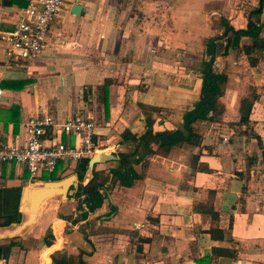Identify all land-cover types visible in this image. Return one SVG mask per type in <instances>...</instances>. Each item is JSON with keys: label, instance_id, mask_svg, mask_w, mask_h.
I'll use <instances>...</instances> for the list:
<instances>
[{"label": "crops", "instance_id": "crops-1", "mask_svg": "<svg viewBox=\"0 0 264 264\" xmlns=\"http://www.w3.org/2000/svg\"><path fill=\"white\" fill-rule=\"evenodd\" d=\"M259 1L63 0L47 46L27 67L7 63L0 44L1 145L24 144L31 117L48 114L61 123L87 111L100 154L116 157L94 168L107 178L100 208L86 213L74 198L77 189L66 199L51 197L32 225L0 239L2 247L13 244L3 264H53L45 263L44 238L49 229L55 238L58 227L63 244L56 256L66 264H264V50L255 67L238 49L215 57L214 70L227 77L223 109L217 120L194 122L195 140L146 156L134 166L142 178L131 187L109 173L119 154L139 150L146 132L183 129L184 113L200 99L208 40L222 34V20L244 29L246 13L258 10ZM27 3L0 0V34L13 29ZM253 21L264 25L263 0ZM243 100L251 102V135L239 125ZM127 132L137 140L123 139ZM58 140L75 143L65 134ZM77 163L60 162L56 178L76 176L79 187ZM50 174L31 180L23 168L3 163L0 190L22 192L51 181ZM19 211L24 221L20 200ZM6 230L13 227L0 228V235Z\"/></svg>", "mask_w": 264, "mask_h": 264}, {"label": "trees", "instance_id": "trees-1", "mask_svg": "<svg viewBox=\"0 0 264 264\" xmlns=\"http://www.w3.org/2000/svg\"><path fill=\"white\" fill-rule=\"evenodd\" d=\"M256 10L257 9L246 13L247 25L244 29L235 30L227 23V21H221L223 27L222 34L208 40L206 44V56L208 60L202 63L200 99L193 109L184 113L183 129L157 134H152L148 131L144 136L138 138V151H134L130 154H119L116 167L109 170L112 180L117 182L118 185L122 187H131L142 178V176L136 172L134 166L139 162L144 161L146 156H164L177 144L195 140L197 136L193 134L192 127L195 121L217 120L218 116L221 115L223 107L219 103V98L221 97L223 85L227 81V77L224 74L216 73L213 61L218 54L226 56L228 50L238 49L241 54L246 56L250 67H255L258 64L264 50V39L260 36L262 31H264V25H261L258 21H253L254 17L257 16ZM243 38H247L249 43L241 44ZM108 83L109 82H106V86H104V95ZM106 105L107 103H105V106ZM250 107L251 102L243 100L239 125L244 124L246 126L244 132L247 135L252 134L251 128L247 123ZM237 126L238 125L235 127ZM123 137V139L137 140L135 136L128 132L125 133ZM261 148L262 155L264 156V146L261 145ZM87 161L88 159H83L77 163L76 172L79 181L86 170ZM250 163L252 164V161ZM54 173L55 172L50 174L51 181L58 180ZM106 181L107 178H101L99 172H94V177L84 188L83 195L80 194L79 187L77 188L74 198H76L81 205L84 204L86 206V213L92 212L101 207L104 199H106ZM20 194V188L0 190V228H7L11 224H19L21 222L22 214L19 211ZM81 205L79 210H82ZM111 212H115V207H111ZM80 217L84 218L85 214L83 213ZM65 221L68 220L65 219ZM64 224L65 223L60 220L59 225L63 227ZM53 232L56 236V240L51 229L47 231L44 238L45 245L50 250L48 258L53 264H66V261L58 259L56 256L58 254V251L56 250H58L57 247L59 246L58 228H53ZM209 233L212 238H216V233L218 232L210 230ZM12 246V243L8 246H0V252L4 250L3 255L1 254L4 259ZM212 250L215 252L217 248L214 247ZM223 252L225 256L230 258L235 254L232 251ZM80 264L84 263L80 262Z\"/></svg>", "mask_w": 264, "mask_h": 264}, {"label": "built area", "instance_id": "built-area-1", "mask_svg": "<svg viewBox=\"0 0 264 264\" xmlns=\"http://www.w3.org/2000/svg\"><path fill=\"white\" fill-rule=\"evenodd\" d=\"M27 2L13 29L0 34L6 62L21 67H27L47 46L50 27L63 6V0ZM2 95L0 88V101ZM94 129V117L87 111L61 123L48 114L31 117L24 123V144H0V164L19 166L36 180L42 173H53L60 162L70 165L96 155L99 146ZM61 134L72 137L75 143L58 140Z\"/></svg>", "mask_w": 264, "mask_h": 264}, {"label": "water", "instance_id": "water-1", "mask_svg": "<svg viewBox=\"0 0 264 264\" xmlns=\"http://www.w3.org/2000/svg\"><path fill=\"white\" fill-rule=\"evenodd\" d=\"M259 4L260 7L257 12H260L262 0L259 1ZM80 10V6L78 5H74L72 7V13L75 15H79ZM114 160H116V157L108 153L93 155L87 161L86 170L84 172L82 180L88 183L91 182L94 177V168L96 165ZM76 180V176H70L58 181L36 182L31 184L30 188L22 189L20 205L22 212L26 214V219L24 221H21L19 224H11L13 230L4 231L0 235V239H12L18 236L26 227L32 225L37 214L41 211V208L51 197L60 195L66 199L69 195L72 194V190H76L78 188L76 185ZM86 185L80 184L79 192L81 195H83ZM3 262L4 258L0 253V264H3Z\"/></svg>", "mask_w": 264, "mask_h": 264}, {"label": "bare ground", "instance_id": "bare-ground-1", "mask_svg": "<svg viewBox=\"0 0 264 264\" xmlns=\"http://www.w3.org/2000/svg\"><path fill=\"white\" fill-rule=\"evenodd\" d=\"M100 153V150H98V153L96 155H98ZM88 182H84L83 180H81V184L82 185H86ZM27 188H30V186H27ZM43 209V207L41 208ZM57 227V226H56ZM58 230H59V234L61 233L62 231V228L61 227H58ZM59 243H60V246L58 247V249L62 246L63 244V240L61 238H59ZM1 254H3V251L0 252ZM48 255L49 253L46 254V257H45V263H48L49 262V259H48Z\"/></svg>", "mask_w": 264, "mask_h": 264}, {"label": "rangeland", "instance_id": "rangeland-1", "mask_svg": "<svg viewBox=\"0 0 264 264\" xmlns=\"http://www.w3.org/2000/svg\"><path fill=\"white\" fill-rule=\"evenodd\" d=\"M41 179V178H40ZM44 179H46V178H44Z\"/></svg>", "mask_w": 264, "mask_h": 264}]
</instances>
